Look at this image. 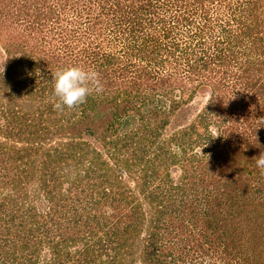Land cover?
<instances>
[{
	"label": "trees",
	"instance_id": "1",
	"mask_svg": "<svg viewBox=\"0 0 264 264\" xmlns=\"http://www.w3.org/2000/svg\"><path fill=\"white\" fill-rule=\"evenodd\" d=\"M261 152L264 0H0V264H264Z\"/></svg>",
	"mask_w": 264,
	"mask_h": 264
},
{
	"label": "clouds",
	"instance_id": "2",
	"mask_svg": "<svg viewBox=\"0 0 264 264\" xmlns=\"http://www.w3.org/2000/svg\"><path fill=\"white\" fill-rule=\"evenodd\" d=\"M53 95L56 98L53 105L56 110L74 109L84 104L93 93H102L103 84L100 74L93 69L81 66H69L57 70L53 77ZM257 167L264 168V152L254 157Z\"/></svg>",
	"mask_w": 264,
	"mask_h": 264
},
{
	"label": "rangeland",
	"instance_id": "3",
	"mask_svg": "<svg viewBox=\"0 0 264 264\" xmlns=\"http://www.w3.org/2000/svg\"><path fill=\"white\" fill-rule=\"evenodd\" d=\"M232 1V0H231ZM24 42H26V40H24ZM23 42V43H24ZM25 46V45H24ZM27 51V50H26ZM24 55V54H23ZM23 55H22V57H23ZM26 56V55H25ZM39 65H33L32 67H31V69L29 70L30 71V73H29V75L31 76V78H33V79H31V78H29L27 81H26V83H29V84H31V85H33L34 83L35 84H37V83H39L40 82V80L41 79H43V78H45V77H47L46 78V81H45V83H49V81H50V76H48V74H45V71L43 72V71H41L40 69H39ZM34 76H35V79H34ZM47 84H44L43 86H46ZM48 90V89H47ZM208 99V96H202V95H199V96H197V99L196 100H194V102H193V106L196 108V109H198V111L200 110V109H202V107H203V104L206 102V100ZM213 124H211V126H212ZM219 255V252H217L216 251V253H214V255L212 256V262H223V261H221L220 260V256H218ZM224 263H226V261L224 262ZM221 264V263H220Z\"/></svg>",
	"mask_w": 264,
	"mask_h": 264
}]
</instances>
